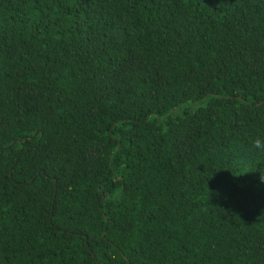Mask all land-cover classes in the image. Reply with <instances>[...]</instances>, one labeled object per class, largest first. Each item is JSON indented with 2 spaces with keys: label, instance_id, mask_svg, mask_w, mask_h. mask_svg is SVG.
<instances>
[{
  "label": "trees",
  "instance_id": "obj_1",
  "mask_svg": "<svg viewBox=\"0 0 264 264\" xmlns=\"http://www.w3.org/2000/svg\"><path fill=\"white\" fill-rule=\"evenodd\" d=\"M264 0H0V264H264Z\"/></svg>",
  "mask_w": 264,
  "mask_h": 264
},
{
  "label": "clouds",
  "instance_id": "obj_2",
  "mask_svg": "<svg viewBox=\"0 0 264 264\" xmlns=\"http://www.w3.org/2000/svg\"><path fill=\"white\" fill-rule=\"evenodd\" d=\"M252 146L257 150L264 152V139L257 137L252 141ZM261 180H264V176H261Z\"/></svg>",
  "mask_w": 264,
  "mask_h": 264
}]
</instances>
